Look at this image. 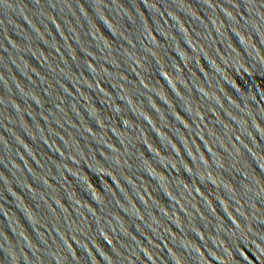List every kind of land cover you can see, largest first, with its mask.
<instances>
[{
	"label": "water",
	"instance_id": "95a60500",
	"mask_svg": "<svg viewBox=\"0 0 264 264\" xmlns=\"http://www.w3.org/2000/svg\"><path fill=\"white\" fill-rule=\"evenodd\" d=\"M0 264H264V0H0Z\"/></svg>",
	"mask_w": 264,
	"mask_h": 264
}]
</instances>
